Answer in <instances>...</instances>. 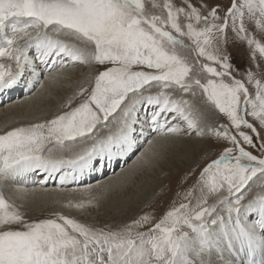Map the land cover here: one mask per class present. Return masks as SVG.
Returning <instances> with one entry per match:
<instances>
[{"label": "snow or ice", "instance_id": "obj_1", "mask_svg": "<svg viewBox=\"0 0 264 264\" xmlns=\"http://www.w3.org/2000/svg\"><path fill=\"white\" fill-rule=\"evenodd\" d=\"M148 3L155 11L145 0H0V94L14 90L26 74L31 83L39 82L42 73L55 80L57 69L79 64L95 72L68 97L63 104L67 111L0 134V264H213V252L220 264H264V192L245 202L253 185L264 189V83L246 69L248 82L255 85L254 96L250 94L232 75L229 53L213 44L226 43L231 27L237 38L255 46L254 61L257 50L264 57V44L247 34L245 24L247 18L264 32V0H230L226 9L209 0L198 5L192 0ZM185 48L197 54L194 64L180 53ZM106 64L111 66L94 67ZM195 65L221 79L202 83L193 75ZM226 76L231 83L224 82ZM153 87L160 91L152 94ZM196 88L226 114L236 134L228 125H209L190 100L165 91L195 96ZM77 97L83 99L73 107ZM142 106L150 108L143 122L137 115ZM145 124L159 137L212 134L231 144L202 169L195 205L174 206L147 231L133 229L149 223L150 214L115 230L62 214L28 221L6 198L3 188L9 179L32 172L52 178L65 167L82 175L105 160L123 158L137 144V125L143 134ZM100 128L109 131L97 138ZM88 140L93 142L72 151V145ZM147 151L138 158L142 165L152 163ZM65 152L72 154H58ZM70 175L59 176L61 186ZM39 183L43 186L47 179ZM83 192L88 199L76 208L98 205L104 195L91 186ZM192 192L185 193L186 200ZM209 196H215L211 204Z\"/></svg>", "mask_w": 264, "mask_h": 264}, {"label": "bare ground", "instance_id": "obj_2", "mask_svg": "<svg viewBox=\"0 0 264 264\" xmlns=\"http://www.w3.org/2000/svg\"><path fill=\"white\" fill-rule=\"evenodd\" d=\"M29 54L33 55L34 50L30 51ZM110 66V64H106L104 66L96 65L94 67L96 68V70H102V68ZM84 69L85 65L83 64L67 67L64 69H57L55 80L49 79L47 73H42L39 82L33 80L31 83H29V80H31L30 74H26L24 80H22L14 90H8L5 91L3 94H0V134H3L4 132L16 127L28 126L33 123H39L53 118L55 115L48 108L54 106L55 103L58 104L61 110L67 111V109L63 107V104L66 102V100L63 99V96L67 94L66 92L68 90H70V93L72 92V94L73 92L78 90V82L81 79V73L84 71ZM39 83L42 84L43 87L39 86ZM20 85H22L24 88L21 89ZM155 89V92L153 91L154 89L151 90L152 94H155L160 91V89L158 88ZM171 95L173 98L176 99L181 98V96H179L178 92L176 93L175 90H173ZM182 98L190 100L195 106V108L199 109L202 113H204L207 123H214V114L209 112V109L206 110L205 107L202 108L201 102H199L198 104L197 100H194L192 98V95H188L186 97L182 96ZM76 99H79L80 101L81 99H83V97H77ZM72 106L75 107L76 103L72 104ZM142 108L145 109L146 106H142L137 113L138 119L141 122L146 120V113L144 114ZM27 120H29L30 122L25 123V121ZM111 127L113 130H115L114 125ZM144 127L146 129L143 131V134H140V128L137 125V135H139L140 137H137V144L132 151L137 152L139 146L141 147L142 145H144L146 141L148 142L149 140H153L155 143L153 145H149L148 143L147 147L141 152L145 153L146 150L150 149V151H147L148 158H150V156H154L155 153H158L163 149H171L178 153L179 150L184 153H191L192 150H195V148H199V146L202 144L201 139H198V137L197 139H195V134V138H192L187 135L159 137L148 128L147 124H145ZM108 131V128H103L102 130L100 129L97 132V138L107 135ZM92 142L93 141L90 140L82 144L72 145V151H78L81 147L90 145ZM130 153H128L121 159V165H119L121 170L119 169L117 173H114L113 175L108 177H106L107 170L104 169L105 166L104 168L97 167L96 172L101 171L100 174H89L90 170H85L83 176L79 173L73 172L70 167H65L60 173H57L52 178H48L46 175L42 177L40 173L32 172L22 177L9 179L5 183L3 191L5 193L6 198H9L10 202L19 206V210L24 213L26 220L39 221L41 219H47L48 217H51V215L59 214L57 211H60V214L65 216H74V212H70L65 208L61 209V205H69V202H71L73 205L71 207H75L74 205L77 202L81 200L87 201L88 196L84 194L83 190L91 186L95 193H104V195L103 198L100 200L99 204L95 205L97 208V213L91 215L90 222L94 221L93 219H95V221L97 220L98 223L100 221H103L102 223H104V219L110 217L111 213L113 214L114 211L118 213L120 212V214H124L130 209H132L133 205L131 200L133 198H137L136 195L129 196V191L127 190L131 187V179H133L132 177L137 174V170L132 169L140 167L142 165V163L138 160V158L141 157V153L134 158V160L129 164V166L125 167V162L129 157ZM58 154H62L67 157L70 156L72 153L65 152ZM114 159L116 158H113L111 162L107 163L111 166L108 169L109 171L113 170L112 167L115 164ZM63 172H68L71 175L66 181V183L61 186L59 182V176ZM38 176L40 177L37 178ZM72 176H75L74 180L71 178ZM82 177H84L85 179ZM42 178L47 179V183L43 186H41L39 183ZM118 181L121 182L119 188L123 192H126L127 196H124L122 199L119 198L115 200L114 198H117L118 195H120L118 192L117 194H115V192L118 191V188L116 187V185H118ZM101 185L108 186V189L105 190L104 188H101ZM17 189H20L22 191H17ZM260 192H264V189L263 191L260 190ZM252 193L253 192H251V194ZM250 199H252V197ZM78 215L71 218H74L81 223L86 222L85 220H81L82 218L79 219L80 216ZM16 226L19 227V225ZM224 255L226 258H230L229 254L226 251L224 252ZM212 259L213 264H220L216 252L212 253Z\"/></svg>", "mask_w": 264, "mask_h": 264}, {"label": "rangeland", "instance_id": "obj_3", "mask_svg": "<svg viewBox=\"0 0 264 264\" xmlns=\"http://www.w3.org/2000/svg\"><path fill=\"white\" fill-rule=\"evenodd\" d=\"M145 2L150 11H155L154 9L151 8V4L148 3V0H145ZM172 2L177 5L180 4V0H172ZM209 2L213 4L219 3L222 6V9H226L228 6H230V0H209ZM240 2H243V0H240ZM192 3L198 5L199 0H192ZM220 15H223V10L220 11ZM181 21L183 23L187 22L184 20L183 17H181ZM245 24L248 29L247 34L254 37L261 44H264V32H261L260 30H258L255 27L254 23L247 20V18H245ZM226 35H227V42L226 43L221 42L219 44H216V42L214 41L213 42L214 47H219L222 50L227 51L229 53L230 62L233 65L232 75L236 79L242 80V82L245 83V86L249 89L250 94L254 96L255 94L254 82L253 83L248 82L245 71L246 69H251L253 73L257 74L256 78L260 79L261 82L264 83V57H261L260 53L257 50L256 55H255V61H254L252 58V52L255 46L254 45L249 46L245 40L237 38L235 35V32L231 29V27L226 29ZM184 39L186 43H189V44L191 43V41H189L186 37ZM179 51L183 56H185L188 59L190 63L194 64L195 60L197 59L196 53L192 52L190 49H187V48L179 49ZM199 59L201 63H208L210 66L217 67L219 70V65L211 61H208L203 57H200ZM257 64L260 65L259 68L257 67ZM83 72L81 73V79L78 82L79 86L82 83H85V81L89 78L90 74L95 75L94 71L90 73V70L87 65H85V69ZM193 75L199 78L202 83H206L207 79H210V78L216 79L217 81L221 79L219 77H211V74L201 71L199 68V65H195L194 70H193ZM223 80L226 83H231V78L227 76L223 77ZM39 86H41L40 83H39ZM20 88L23 89L24 87L20 85ZM155 88L156 87L152 88L154 89L153 90L154 92L156 91ZM173 90L175 89H165V91H168L170 93H172ZM63 91H66V90H63ZM175 92L176 93L178 92L179 96L181 97L192 95L191 93H180L178 90H175ZM195 92H196V95L195 96L192 95V98L194 100H197L198 104L199 102H201L202 108L205 107L206 110L209 109V112L214 114V121H213L214 123L209 122L208 124L213 127H218L219 125H228L230 131L233 134H236V130L233 126H231L230 121L228 120L226 114L220 113L219 110L216 109L215 106L211 102L207 101V98L205 94L203 93V90L196 88ZM66 93L67 94L63 96L64 100H67L68 97L72 95V92L70 93V90H68ZM76 101H73V104L79 103L78 102L79 99H76ZM48 109L51 110L54 115H57L60 112H63V110L59 108L57 103H55L54 106H51ZM142 109L144 111V114L146 113V118H147V116L150 115V108L146 106L145 109L144 108ZM246 118L249 119L250 122L256 123L258 126V122L254 121L252 117L248 116ZM29 122H30L29 120L25 121V123H29ZM100 129L102 130L103 128H100ZM145 129L146 128L144 127V130ZM205 130L206 132L208 131V129H205ZM242 130L246 132L249 131L248 129L243 128V126H242ZM260 133L262 136H264V129H260ZM194 136L195 135L193 134L190 137L193 138ZM137 137H140V136L137 135ZM197 137L198 139H201V143L203 145L201 144L199 148H195V150H192L191 153H188V152L184 153L180 150L178 153L171 149L170 150L163 149L159 151L158 153H155L154 156L152 157L150 156L149 159L152 160V163L150 165H141L140 167H136L132 169V170H137V174H136L137 176L135 175L134 177H132L133 179H131V182H132L131 187L127 191H129V194H128L129 196L136 195L137 198L136 199L133 198L131 200L133 208L130 209L128 212L124 214H120V212L118 213L114 211L113 214L111 213L112 216L110 215V217H107L104 219L105 220L104 223H102L103 221H100L98 223V221L97 220L95 221V219H93L94 221L90 222L91 215H93L94 213H97V208L95 205H91V206L86 205L84 209H79L75 207H69L67 204L65 205L63 204L61 205L60 208L61 209L65 208L70 212H74L73 213L74 216L70 215L71 217H75L76 215L79 214L78 215L80 216L79 219L82 218L81 220H85L86 222H82V223L86 225H91L97 228H102L107 225L114 230L124 226L125 224H131L133 220L139 219L144 214H150L152 219L149 223L145 224L143 227L139 229H133V231H147L156 222H158L167 211L171 210L174 206L178 207L180 203H188L189 201L191 202L192 205H195L196 203L195 198L200 195V188L196 184V182L200 176L202 169L207 164L217 159L219 155L222 154L225 147L231 146V144L228 141L223 140V139H217L212 134L205 135V136H196V138L195 137L194 138L197 139ZM257 143H259V140H257ZM147 144L148 142L146 141L144 145H142L141 147L139 146V148L137 149V152H134V151H132L131 153L129 152L130 155L125 162V167L129 166V164L134 160V158L137 157L147 147ZM245 147L247 148V146ZM247 150L252 151L254 154L259 155V153L255 149L247 148ZM121 159L122 158L114 159L115 164L112 167L113 172L108 170L111 166L107 164L108 162L105 160L102 167L98 165L95 168H93V170L89 169L90 170L89 174H100L101 171L96 172L97 167L104 168L105 166L104 169L107 170V172L105 170V172L107 173L106 177L111 176L114 173H117V171H119L120 169L119 165H121L120 163ZM39 177L40 176H38L37 178ZM117 184L118 185H116V187L118 188V191H116L115 194H117L118 192L120 195H118L117 198L115 197L114 198L115 200L119 198L122 199L124 196L125 197L127 196V193L123 192L119 188L121 182L118 181ZM150 186L153 188H151ZM189 189H193L192 196L186 200L185 193ZM260 190L263 191V189L257 188L255 185H253L251 191L248 193L246 197L245 202L247 201V199H250L251 197H253L257 192H260ZM251 192L253 193L251 194ZM224 194L226 195L227 193L225 192ZM214 200H215V196L208 197L209 204H211ZM57 212L60 214V211H57ZM49 218H55V215H51V217H48L47 219ZM14 227H17V226L14 225ZM185 230L190 232V230L188 229H185ZM190 235H193V234L190 232Z\"/></svg>", "mask_w": 264, "mask_h": 264}]
</instances>
